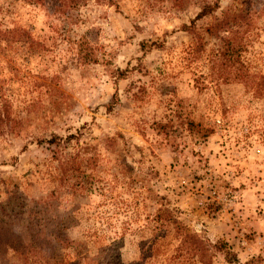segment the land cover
Instances as JSON below:
<instances>
[{
    "label": "rangeland",
    "instance_id": "1",
    "mask_svg": "<svg viewBox=\"0 0 264 264\" xmlns=\"http://www.w3.org/2000/svg\"><path fill=\"white\" fill-rule=\"evenodd\" d=\"M0 1L11 2L5 24L45 45L16 44L13 66L0 64L16 121L0 132L2 241L27 244L36 217L59 231L39 264H203L176 254V221L238 258L206 246L209 264H264V88L211 80L210 15L197 21L199 54L185 30L205 2H218L215 14L244 3L253 31L226 62L264 73V0ZM0 252V264H29Z\"/></svg>",
    "mask_w": 264,
    "mask_h": 264
},
{
    "label": "trees",
    "instance_id": "2",
    "mask_svg": "<svg viewBox=\"0 0 264 264\" xmlns=\"http://www.w3.org/2000/svg\"><path fill=\"white\" fill-rule=\"evenodd\" d=\"M14 1H22L24 4L34 5V6H45L46 0H12ZM99 3L105 1L111 5H117L116 0H96ZM11 2L0 1V64L5 62L9 66H13L16 62L14 55L9 53V51L15 49L16 44L22 47L23 50L27 51V53H32L36 49H45V45L39 39H34L27 30L26 27L20 24L8 25L3 22L1 19V13L4 11V8L10 5ZM60 4H57L54 1L53 11L49 13L56 14L58 10L60 11ZM219 8V4L217 1L212 3L205 2L202 4L200 11L196 14V16L190 21L189 25H185V30L192 36L193 40V51L194 53L199 54L205 47L204 42L202 40V35L199 32L197 21L207 15L212 17V21L205 27V32L209 35L218 38V48L216 49V56L212 60V66L210 67V77L212 81H217L221 78H227L234 74L235 78L245 79V85L249 88H264V73H251L249 71L248 66L243 63L241 60L239 61V57L237 58V65L235 67H231L226 60L227 57H231L230 55H238V50L246 44L244 41V37H247V34H250L253 31V18L250 13V10L244 6V3L240 5V7H230L226 9H221L219 14H215L216 9ZM214 13V14H213ZM10 78L5 77L0 72V132L9 126V120L13 121L14 118H10L9 108L6 105L5 93L4 89H2L3 85H5V81ZM247 78V79H246ZM5 101V103H4ZM4 106V107H3ZM15 121V120H14ZM16 122V121H15ZM167 123H156L157 131L168 133L166 127ZM187 126L189 130L194 129L195 127L200 128L202 131V137L208 136V133L212 131L209 129H204L200 124L195 123L193 120L188 119ZM12 126V125H11ZM52 142V141H51ZM36 217H32L28 222V241L27 244L21 242L20 239H14V241L5 239L2 241L0 237V246L4 248V250L8 251L9 249L17 252L19 256H22L23 262L29 261V264H39L42 256L40 255L41 249L50 243L59 241L58 234L56 232L59 231H46L45 228H41L35 224ZM176 237L179 238V243L176 247V254L182 255V253H188L192 256H196L198 261L203 264H209L208 258L209 256L206 254L207 249L206 246H212L219 251H223L225 254V258L228 262L237 261L236 255H232L231 249L226 241L219 240L216 243H210L207 240L201 239L197 234L191 233L187 227L178 223L176 221L173 222ZM58 230V229H57ZM27 235V236H28ZM25 244V245H24ZM24 249L25 251H21ZM39 252V256L35 259L36 254ZM25 254H27L25 256ZM1 260H4V253L0 252ZM35 259V260H34ZM257 260L252 258L245 262V264H256ZM61 264H73L71 262L62 263Z\"/></svg>",
    "mask_w": 264,
    "mask_h": 264
}]
</instances>
